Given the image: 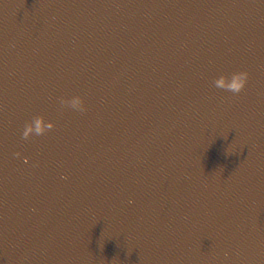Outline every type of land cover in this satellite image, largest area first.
Masks as SVG:
<instances>
[{"label":"clouds","instance_id":"obj_1","mask_svg":"<svg viewBox=\"0 0 264 264\" xmlns=\"http://www.w3.org/2000/svg\"><path fill=\"white\" fill-rule=\"evenodd\" d=\"M248 80V73L246 70H239V71H234L231 73L230 78L225 79L224 77H220L217 79L216 83L219 86H227L228 89L232 91H240L245 84L247 83ZM82 100L83 97L79 94L75 95L72 98V102L77 105H82ZM54 125L52 122H43V118L41 116H36L33 119L29 120L26 122L25 127L23 129V135L27 137L30 132L33 130L36 131H43L45 128L53 127Z\"/></svg>","mask_w":264,"mask_h":264}]
</instances>
